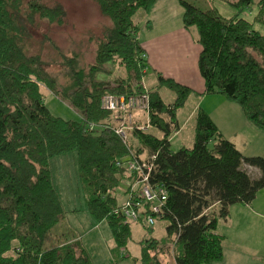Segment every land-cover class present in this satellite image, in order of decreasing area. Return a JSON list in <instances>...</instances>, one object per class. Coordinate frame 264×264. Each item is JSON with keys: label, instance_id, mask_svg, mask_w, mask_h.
Listing matches in <instances>:
<instances>
[{"label": "trees", "instance_id": "1", "mask_svg": "<svg viewBox=\"0 0 264 264\" xmlns=\"http://www.w3.org/2000/svg\"><path fill=\"white\" fill-rule=\"evenodd\" d=\"M96 1L111 24L98 38L93 63L82 66L79 54L66 56L51 41L63 58L62 82L46 68L41 51L28 50L34 41L32 27L40 19L63 24L65 8L45 0H0V264H95L83 238L65 227L68 210L52 172L53 159L71 151L77 153L83 191L85 184L89 189L87 210L111 227L115 257L128 255L131 224L142 223L147 232L154 226L144 223L145 215L134 222L113 214L138 176L125 163L146 159L153 165L150 182L164 185L169 193L160 218L170 223L167 234L175 264L217 262L224 256L219 219H226L231 205L251 203L264 188V155L242 153L202 108L194 145L174 151L177 110L194 90L160 72L156 88L144 83L149 62L134 16L139 9L149 11L156 0ZM179 1L185 10L183 22L196 27L202 44L198 66L205 93L224 94L264 130V33L256 27L264 25V0H220L237 10L228 16ZM254 3L257 10L250 20L242 13ZM115 66L125 71L118 78L113 77ZM164 86L175 94L174 103L164 101L159 90ZM44 87L81 118L53 115ZM109 94L148 95V107L133 120L127 117L126 124L134 126L128 142L110 125L120 116L104 107ZM244 164L258 167L261 176L252 177ZM216 203L219 208L211 210ZM171 244L145 238L137 264H162L159 256L171 252Z\"/></svg>", "mask_w": 264, "mask_h": 264}, {"label": "crops", "instance_id": "2", "mask_svg": "<svg viewBox=\"0 0 264 264\" xmlns=\"http://www.w3.org/2000/svg\"><path fill=\"white\" fill-rule=\"evenodd\" d=\"M184 13V7L179 0H156L149 11L139 9L134 16V23L139 27V40L146 49L149 62L146 75L150 71L153 72L156 86L159 85L157 73L160 72L163 76L173 78L194 90L187 98L186 104L177 110L179 129L171 137V143L173 138L181 136L188 124L192 123L189 137L182 138L183 142L180 145L181 147L194 145L196 119L195 121L192 119L197 117L199 108H202L215 121L220 132L235 142L242 153L264 155V130L246 118L239 104L234 106L233 102L228 103L224 94L205 93V79L198 66L202 44L197 40L196 27L187 28L183 22ZM145 85L150 88L147 84ZM189 100L193 103L184 113L182 110ZM174 102L175 95L173 101L169 103ZM245 129L248 132L245 137H241V132ZM160 134L163 136L161 132ZM185 142L188 144H184ZM243 169L254 178L261 176L258 167L244 164ZM219 206L220 204L216 203L210 209L217 210ZM229 209V215L226 219H219L217 226V232L224 236V256L223 259L212 264H264V188L259 190L251 203L237 202ZM70 215L71 210L67 215L69 222L72 220ZM76 216H78L76 220L83 218L89 221L86 225H89L92 230L98 229V223L94 221V217L87 209H82ZM134 224L137 225L139 222ZM101 242V257L95 260V264H120L116 263L119 259L113 253L115 241L103 236ZM140 256L136 257V264L141 259ZM172 257L170 264H175L174 255Z\"/></svg>", "mask_w": 264, "mask_h": 264}, {"label": "rangeland", "instance_id": "3", "mask_svg": "<svg viewBox=\"0 0 264 264\" xmlns=\"http://www.w3.org/2000/svg\"><path fill=\"white\" fill-rule=\"evenodd\" d=\"M49 3H57L62 5L66 11L65 22L61 25L56 23H49L46 19H40L39 22L32 27L33 38L32 44L29 47V52L35 53L41 51L42 57L47 61L46 68L49 72L59 77L60 81H64L65 77L63 75V58L59 54L58 50H55L51 44V41H55L59 49L63 50L66 56H74V54H79L82 66H88L95 61L94 57L96 54V47L99 42L98 38L103 35L106 26L111 24V19L106 15L102 14L100 11L99 4L96 0H45ZM191 3H195L202 9H215L224 16L232 15L236 13L234 9L229 4L220 0H188ZM257 10L256 3L252 5V9L243 11V15L247 19H252L255 11ZM253 11V13H252ZM257 29L264 33V25H256ZM47 40L46 43L44 41ZM116 70L114 78H118L117 75L124 74V69L114 67ZM144 83L147 84L151 89L156 88V79L152 71L145 75ZM164 101L171 102L174 99V93L168 87L164 86L159 89ZM43 93L45 95L46 106L49 107L52 114L60 116L62 118L77 120L81 118V115L74 110L71 105H69L62 98L52 93L46 87L43 88ZM228 99V98H227ZM228 103L238 104L235 101L227 100ZM189 103L185 106L184 113L188 111L193 101H188ZM231 104V105H232ZM238 106V105H236ZM196 117L192 119L195 121ZM153 134L161 135L157 129H150ZM192 131V123L188 124L185 128L183 134L178 137L173 138L171 147L174 151L181 148V139L184 137H189ZM247 129L241 132V137H245L247 134ZM249 136V135H247ZM245 142V141H243ZM188 144V143H184ZM190 145V144H189ZM193 145V144H191ZM52 172L55 183L59 193L62 196V200L66 209L71 210V221H65V227L72 228L77 235L83 238V242L87 249H89L92 258L98 260L102 253V242L101 238L104 236L106 239L114 240L112 237L111 227L108 226V222L103 220L98 223V229H93L86 225L88 222L83 218H76L77 213L81 212L82 209H87L86 196H88L89 189L85 184L87 189H84L82 183L79 181V171H78V160L77 153L75 151L67 152V154L53 159ZM79 210V211H75ZM74 212L76 214H74ZM170 223L165 218H159L153 226L151 231H146L142 223L134 224L132 226V238L127 244V256H120L116 263L120 264H136V257L141 255L142 252V241L149 236H153L160 241L171 244L168 239L167 227ZM171 244V252L161 253L160 260L162 264H170L173 260L174 245ZM175 257V256H174Z\"/></svg>", "mask_w": 264, "mask_h": 264}, {"label": "built area", "instance_id": "4", "mask_svg": "<svg viewBox=\"0 0 264 264\" xmlns=\"http://www.w3.org/2000/svg\"><path fill=\"white\" fill-rule=\"evenodd\" d=\"M147 99L148 95L146 94L131 95V97L109 94L104 97V107L108 110H113V113L120 116V119H116L115 123L110 125L118 136L126 142L130 141L129 134L134 128V126L126 124L128 121L127 117L133 120L137 112H142L143 109L147 108ZM128 113L129 115L127 116ZM139 160L140 162L136 159H128L125 163L129 171L136 173L138 176L135 178L134 185L129 189L125 201L114 209L113 214L121 216L127 221L134 222L139 218L144 219L145 215L144 223L153 226L164 214L169 193L164 185H153L150 182V172L153 169L151 162L146 159ZM118 165H122L121 161L118 162Z\"/></svg>", "mask_w": 264, "mask_h": 264}]
</instances>
